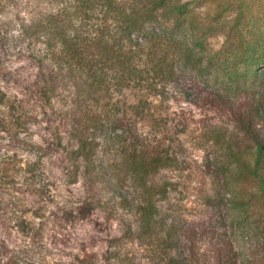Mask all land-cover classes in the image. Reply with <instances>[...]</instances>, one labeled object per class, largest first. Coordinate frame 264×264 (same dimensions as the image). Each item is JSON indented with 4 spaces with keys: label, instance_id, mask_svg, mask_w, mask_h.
Returning a JSON list of instances; mask_svg holds the SVG:
<instances>
[{
    "label": "rangeland",
    "instance_id": "rangeland-1",
    "mask_svg": "<svg viewBox=\"0 0 264 264\" xmlns=\"http://www.w3.org/2000/svg\"><path fill=\"white\" fill-rule=\"evenodd\" d=\"M60 1L0 0V63L13 75L0 79V264H264V169L249 155L264 147V0L208 1L225 11L206 45L218 52L238 29L257 51L246 65L203 58L141 98L77 95L83 84L64 73L44 109L18 37ZM184 2L210 23L203 0ZM10 102L24 130L4 118Z\"/></svg>",
    "mask_w": 264,
    "mask_h": 264
},
{
    "label": "trees",
    "instance_id": "trees-1",
    "mask_svg": "<svg viewBox=\"0 0 264 264\" xmlns=\"http://www.w3.org/2000/svg\"><path fill=\"white\" fill-rule=\"evenodd\" d=\"M67 1L56 13L23 23L18 37L39 70L34 97L44 109L50 105L55 78L64 73H69L73 83L79 79L77 83L83 84L78 86L77 95H82L86 86L85 93L106 91L111 96L129 90L141 98L159 96L181 72L196 71L203 58L208 67L222 71L227 65L235 69L246 65L257 53L238 29L229 33L220 51L208 48L207 39L214 36L213 24L225 11L208 6L213 0H203L210 23L199 20L184 0ZM261 52L259 56H263ZM5 71L0 63V79L13 76ZM194 74L199 75V71ZM17 103L15 107L12 102L5 105L4 118L12 124L15 114L14 122L24 130L27 119L21 114L22 104ZM146 109L141 100L134 107L136 112ZM249 155L264 169L260 143ZM157 164L153 161L151 166Z\"/></svg>",
    "mask_w": 264,
    "mask_h": 264
}]
</instances>
